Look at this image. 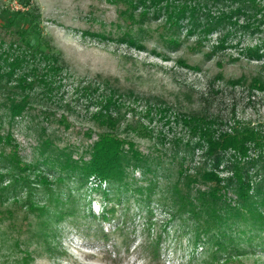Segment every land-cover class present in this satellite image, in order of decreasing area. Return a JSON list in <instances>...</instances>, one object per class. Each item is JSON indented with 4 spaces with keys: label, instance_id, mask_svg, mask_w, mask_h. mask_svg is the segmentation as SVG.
<instances>
[{
    "label": "rangeland",
    "instance_id": "obj_1",
    "mask_svg": "<svg viewBox=\"0 0 264 264\" xmlns=\"http://www.w3.org/2000/svg\"><path fill=\"white\" fill-rule=\"evenodd\" d=\"M23 2L0 0L9 10L0 28L13 31L20 49L57 57L59 71L49 88L0 80V264H147L142 251L156 241L162 264H264L260 194L243 205L223 190L215 215L202 207L198 192L215 184L201 175L228 174L197 148L188 123L214 119L224 132L234 120L264 134V93L247 91L264 69L239 55L258 35L238 34L240 45L207 58L210 43L190 50L195 38L182 32L172 47L159 35L161 19L128 20L120 3L31 0L40 13L33 27L17 14ZM31 66L41 74L47 63L36 55L22 72ZM25 94L26 109L12 118L8 101ZM110 94L114 130L91 118ZM108 133L131 142L142 160L123 157L122 180L99 183L80 168ZM213 237L225 251L216 253Z\"/></svg>",
    "mask_w": 264,
    "mask_h": 264
},
{
    "label": "trees",
    "instance_id": "obj_2",
    "mask_svg": "<svg viewBox=\"0 0 264 264\" xmlns=\"http://www.w3.org/2000/svg\"><path fill=\"white\" fill-rule=\"evenodd\" d=\"M24 15L29 22L35 25L40 18L36 5L31 0H22ZM114 4H123L128 20L143 24L150 18L161 19L158 25L159 35L163 41H168L172 47L182 44L180 38L184 33L186 38H195L190 50L200 52L205 43H210L206 57L215 55L232 45H240L236 35L253 37L258 35L257 41L251 46H242L240 54L249 61L261 62L260 68L264 69V0H108ZM9 10L0 9V16ZM0 28V80L15 82L18 89L32 88L35 84L51 87L59 71L58 59L49 53L36 49L19 48L12 39L9 28ZM214 38V39H213ZM7 41H9L7 43ZM233 44H230L232 43ZM38 55L47 63L45 71L36 73V68L31 66L28 72H22L28 61ZM220 65V63H218ZM27 78L31 80L27 82ZM232 86L240 85V80L230 81ZM249 93H264V78L261 75L252 77L247 85ZM28 96L25 94L16 101L11 98L9 103L10 116L18 117L26 109ZM113 95H108L98 103V110L91 115L97 126L114 130L119 120L112 114V109L117 110L118 105ZM116 113V112H115ZM193 135L198 138L197 148L201 147L204 156L212 164L223 165L224 179L213 172H204L201 179L213 182L215 186L203 192H198L196 199L200 205L215 215L214 208L222 201L221 191H231L235 199L243 205L256 203L254 196L260 194V205H264V134L258 128L247 126L233 120L229 130L217 132L214 119L192 117L188 119ZM1 141V139H0ZM89 160L80 169L87 176H92L99 183L118 182L124 176L125 165L123 157L129 156L136 161L142 160L140 153L134 150L131 142H125L108 134L98 135L88 150ZM15 165L18 162L11 158ZM70 166V163H66ZM223 183V187L219 186ZM190 204V203H189ZM191 205V204H190ZM31 207V205L29 206ZM260 218L261 215H257ZM101 215V218H104ZM107 240L105 234H100ZM211 238V240H213ZM216 253L225 251L226 246L222 240H213ZM128 246H126V251ZM159 243L156 241L145 246L142 253L146 254L147 264H162L160 262ZM109 257V256H108ZM119 259V258H118ZM118 259H113L116 262Z\"/></svg>",
    "mask_w": 264,
    "mask_h": 264
}]
</instances>
